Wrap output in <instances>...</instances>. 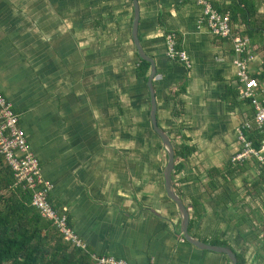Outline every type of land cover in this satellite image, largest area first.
<instances>
[{"label": "crops", "instance_id": "obj_1", "mask_svg": "<svg viewBox=\"0 0 264 264\" xmlns=\"http://www.w3.org/2000/svg\"><path fill=\"white\" fill-rule=\"evenodd\" d=\"M207 1L233 9L264 100V0ZM137 5V40L155 66L156 124L172 147L191 150L172 173L176 195L197 205L189 234L231 249L244 264H264V164H231L236 131L253 117L240 99L232 45L199 25L194 0ZM132 16L131 0H0V93L53 186L51 205L65 210L89 258L231 264L180 240L163 193L165 154L149 124L146 80L137 76ZM168 34L189 68L167 59Z\"/></svg>", "mask_w": 264, "mask_h": 264}, {"label": "built area", "instance_id": "obj_2", "mask_svg": "<svg viewBox=\"0 0 264 264\" xmlns=\"http://www.w3.org/2000/svg\"><path fill=\"white\" fill-rule=\"evenodd\" d=\"M202 8L199 25L206 28L216 38L228 40L233 49V65L236 68V77L243 86L240 99L247 100L253 110L252 121L242 124L237 131V140L240 150L231 158V164L240 165L253 158L264 164V100L258 98L255 83L249 76L248 64L252 60L249 54V38L237 32L233 27L229 12H220L207 0H194ZM166 44V57L171 62H178L189 68V59L182 50L175 49L173 36L168 34L164 38ZM257 132L263 137L260 148L255 151L246 135ZM0 157L9 168L14 179V186L20 187L30 195L31 207L40 217L50 222L62 240L71 248L85 250L84 244L78 238L68 223L65 210L57 211L49 201L53 189L41 173L37 158L30 151L26 135L19 125V118L12 111L11 105L0 93ZM181 240V239H180ZM95 264H127L125 261L111 256H90Z\"/></svg>", "mask_w": 264, "mask_h": 264}, {"label": "trees", "instance_id": "obj_3", "mask_svg": "<svg viewBox=\"0 0 264 264\" xmlns=\"http://www.w3.org/2000/svg\"><path fill=\"white\" fill-rule=\"evenodd\" d=\"M215 8L222 13L229 12L231 21H236L232 8ZM237 32L244 35L243 31L238 30ZM175 49L178 50L176 42ZM148 71L149 65L138 61L137 76L145 81ZM182 92L183 90L180 89L177 94L173 95V98ZM246 138L252 148L258 151L263 137L257 132H251L246 135ZM172 149V173H174L179 170L177 162H185L191 150L182 143ZM211 173L214 174L216 171ZM14 184L11 171L0 157V264H95L83 251L71 248L65 243L51 223L44 221L31 207L30 195L20 187H15ZM191 203L186 210L189 216L188 233L192 217L198 214L195 211L197 205ZM237 264H244L239 256H237Z\"/></svg>", "mask_w": 264, "mask_h": 264}, {"label": "water", "instance_id": "obj_4", "mask_svg": "<svg viewBox=\"0 0 264 264\" xmlns=\"http://www.w3.org/2000/svg\"><path fill=\"white\" fill-rule=\"evenodd\" d=\"M132 4V21H131V28H130V38L132 42V46L134 48L135 54L138 58V61L144 62L149 65V73L146 78L145 87L148 93V100H149V111H148V119L149 124L151 127V131L154 136L160 142L161 148L165 154V166L162 171V188L165 198L175 207L177 216H178V233L181 240L188 245L194 247L200 251H207L211 253L221 254L226 256L231 264H237V257L235 253L223 246H214L208 245L204 242H201L197 239H194L188 233V221L189 216L187 213V205L185 204L184 200L180 199L173 190L172 187V180L171 174L173 171V149L172 145L168 139V137L158 128L156 124V105L154 94L152 90V80L155 76V66L151 59H149L142 51L140 44L137 40V21H138V5L137 0H131Z\"/></svg>", "mask_w": 264, "mask_h": 264}]
</instances>
